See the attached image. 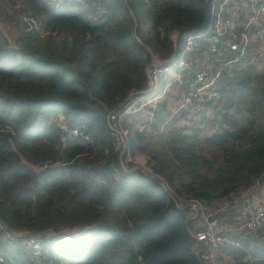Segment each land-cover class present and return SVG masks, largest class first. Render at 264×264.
<instances>
[{
	"label": "trees",
	"instance_id": "trees-1",
	"mask_svg": "<svg viewBox=\"0 0 264 264\" xmlns=\"http://www.w3.org/2000/svg\"><path fill=\"white\" fill-rule=\"evenodd\" d=\"M208 15L207 0H0V264H199L180 200L212 210L263 178L264 66L222 68L218 97L187 107L172 85L150 131L129 127V153L171 194L123 168L106 117ZM208 58L211 74L230 59ZM228 243L234 264H264V243Z\"/></svg>",
	"mask_w": 264,
	"mask_h": 264
},
{
	"label": "built area",
	"instance_id": "built-area-1",
	"mask_svg": "<svg viewBox=\"0 0 264 264\" xmlns=\"http://www.w3.org/2000/svg\"><path fill=\"white\" fill-rule=\"evenodd\" d=\"M50 8L57 10L63 0H43ZM209 3L208 24L205 31L190 34L185 37L177 58L171 57L160 60L157 55L150 54V62L144 73L146 87L142 90L130 92L122 101L116 112L109 113L106 117L109 134L113 142V150L118 154V161L123 168L131 165L153 177L171 194L165 182L157 177L148 167V160L142 154L131 156L128 149V132L132 126L136 131H150V123L156 104L168 92L170 86L184 89L181 99V107L197 104L203 100L216 99L217 92L213 84L221 69L227 65L237 63L244 59L251 38L249 25L259 22V27L254 40L261 41L264 35V0H247L249 9L248 20L243 23L236 32L228 18L224 6L228 0H207ZM34 26V22L30 21ZM252 40V41H254ZM204 46V52L200 60L196 61L197 49ZM214 55L216 60L220 57H230L221 62L215 73H209L212 61L208 56ZM253 58V57H252ZM251 58V59H252ZM57 127L64 131L62 122L56 123ZM72 137H80L87 140V135L71 130L67 134ZM264 184L263 178H259L248 187L253 188L259 183ZM264 186V185H263ZM247 188V189H248ZM245 189V191H248ZM243 190V192H245ZM188 207L194 219L198 221V228L194 231L195 243L202 247L197 255L199 264H216L220 248L225 242L224 231L219 227L216 212L207 210L197 199L180 200ZM241 231L264 233V192L259 202L254 206L250 216L238 221L231 229L233 235H239ZM33 248L37 249L36 243Z\"/></svg>",
	"mask_w": 264,
	"mask_h": 264
},
{
	"label": "crops",
	"instance_id": "crops-1",
	"mask_svg": "<svg viewBox=\"0 0 264 264\" xmlns=\"http://www.w3.org/2000/svg\"><path fill=\"white\" fill-rule=\"evenodd\" d=\"M224 11L226 12L224 17L228 18L231 21V24L236 32H238L241 25L248 20V16L250 14L247 5V0H228L226 5L224 6ZM258 27H259V22L251 23L249 25V31L251 33L250 35L255 37L256 35L255 32H257ZM254 41L259 43H264V35L261 41L258 40H254ZM254 41L249 42L244 59L240 60L237 63H234V65H227L225 67L232 68L235 66L236 67L244 66L243 64H246V61L248 59L251 43H256ZM195 59L196 61H198V56ZM263 185L264 184L260 182L258 185L254 186L253 188L251 189L248 188L247 189L248 191L244 190L245 192L243 191L239 192L238 196L235 197L232 202L227 203L226 201L228 200H219L214 203L212 210L216 212V219L218 225L224 231V235H225L224 244H229L228 242L230 241L231 236H235L230 232V229L235 224H237L238 221H242L248 218L252 213L254 206L259 202V200L263 195L264 192ZM188 219H189V226L193 231H195L198 228V221L193 218L192 213L190 211L188 214ZM260 240L264 241L263 239H261V237H255L254 240L252 241H248V240L246 241L250 245L264 243L261 242ZM201 249L202 247L199 243H195V245L192 248L193 252L197 255L201 251ZM216 264H234V262L230 256L219 251Z\"/></svg>",
	"mask_w": 264,
	"mask_h": 264
},
{
	"label": "rangeland",
	"instance_id": "rangeland-1",
	"mask_svg": "<svg viewBox=\"0 0 264 264\" xmlns=\"http://www.w3.org/2000/svg\"><path fill=\"white\" fill-rule=\"evenodd\" d=\"M254 39L255 38L252 37L251 41L254 40ZM254 42H256V41H254ZM246 63H252L255 66L259 65L261 68H262V66H264V43H259V42L251 43V48L249 50L248 59H247ZM230 65H233V64H230ZM169 94L170 95H169V97L167 99L168 100H173L174 101V105H175L178 101L175 100L174 97H175L176 94H179V93H177L176 89H172ZM179 100H181L180 97H179ZM241 191H243V190H241ZM237 196H238V193L234 197L232 196L233 198L231 197L232 200L230 199V201L228 200L226 202L227 203L228 202H232L233 199L235 197H237ZM236 236L239 237L241 240L252 241V240H254L255 237H261V239L264 240V233H260V232H256V231L255 232L241 231L239 233V235H236ZM234 237L235 236H233V237L231 236V238H234ZM227 238H230V237H227ZM261 242H264V241H261Z\"/></svg>",
	"mask_w": 264,
	"mask_h": 264
},
{
	"label": "water",
	"instance_id": "water-1",
	"mask_svg": "<svg viewBox=\"0 0 264 264\" xmlns=\"http://www.w3.org/2000/svg\"><path fill=\"white\" fill-rule=\"evenodd\" d=\"M186 223H187V222H186ZM186 223H185V224H186Z\"/></svg>",
	"mask_w": 264,
	"mask_h": 264
}]
</instances>
